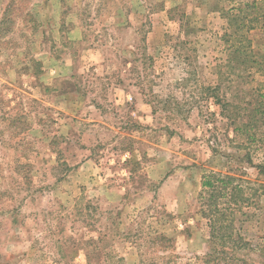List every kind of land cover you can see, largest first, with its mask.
Returning <instances> with one entry per match:
<instances>
[{"label":"rangeland","instance_id":"1","mask_svg":"<svg viewBox=\"0 0 264 264\" xmlns=\"http://www.w3.org/2000/svg\"><path fill=\"white\" fill-rule=\"evenodd\" d=\"M248 159L264 0H0V264H264Z\"/></svg>","mask_w":264,"mask_h":264},{"label":"trees","instance_id":"2","mask_svg":"<svg viewBox=\"0 0 264 264\" xmlns=\"http://www.w3.org/2000/svg\"><path fill=\"white\" fill-rule=\"evenodd\" d=\"M239 10H240V12H242L241 9H239ZM226 12H224L223 10H221V14H224ZM227 16H228V14H227ZM238 16H239V14L238 15L237 14H234V16H233L234 18L231 17V18H229L228 21L230 22V19H231L233 21H239V22H241L238 19ZM243 19L244 18L242 17L241 20H243ZM241 23H243V22H241ZM240 24L237 26V32H239V30H240ZM251 27H253V26L252 25L251 26H248V28H251ZM240 38H241V40L238 41V45H239L238 48L232 50L233 53L235 54V56H236L237 53H240L241 50H242L241 49L242 37H240ZM248 162L250 164H252V166L254 167V169H256L258 171V173H264V164H253L250 161V159H248ZM233 179L234 178L231 175H227L226 174V175H223V176H221V175L216 176L214 173H212V174L210 173V174H208V175H206V176L203 177V180H202V183H201L202 184V187L204 189H207L208 190V200L211 203H213L212 205L214 206V209H216L214 211V215H212V217L213 216H216V218L213 219L211 228H212V230L214 232V235H215V233L217 231H220L221 232L223 230L222 231V234L219 235V237H221V238H224V234H226V230L228 229V226H227V224L226 225L220 224L219 226H217L215 223L221 217V215H223V213H220L218 216L215 215V214L218 213L217 212L218 211L217 210L218 200L220 198H223V197L226 198L227 197V195L229 193V190H230V187H232V189H234L233 192H232V194H231V197L232 198H233L236 190L240 191V189H238V185L237 184H235L234 186H232L233 185L232 184ZM229 234H230V232H229ZM212 235L213 234H211V236ZM229 237H230V235H229ZM223 243H225V241H223ZM208 256H209V254H208Z\"/></svg>","mask_w":264,"mask_h":264}]
</instances>
